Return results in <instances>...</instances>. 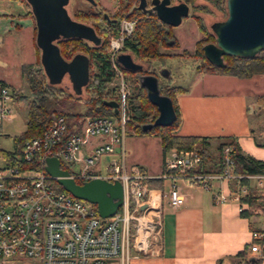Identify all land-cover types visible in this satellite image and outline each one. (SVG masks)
<instances>
[{"label":"built area","instance_id":"obj_1","mask_svg":"<svg viewBox=\"0 0 264 264\" xmlns=\"http://www.w3.org/2000/svg\"><path fill=\"white\" fill-rule=\"evenodd\" d=\"M119 28L118 38L111 43L112 60L120 86L125 87L116 58L135 31L136 19L125 17ZM126 100L123 88L117 122L111 117L88 118L71 132L65 117L60 116L41 135L27 139L11 162L1 156L0 264H131L134 258L158 255L163 241V211L154 188L147 185L153 178L169 182L165 196L172 208L184 201L178 180L204 189H210L214 182L224 185L214 194L216 203L235 202L241 215L253 218L244 260L264 264V173H235L230 146L223 149L221 172H195L202 161L195 148L170 149L164 157V170L157 177L139 165H128L124 146ZM16 107L13 90L0 83V135L3 122L17 117ZM95 138L98 143L87 150ZM47 157H57L61 166L72 169L70 177L82 183L95 178L119 180L124 188L119 211L103 218L96 205L57 188L56 179L45 169Z\"/></svg>","mask_w":264,"mask_h":264},{"label":"trees","instance_id":"obj_2","mask_svg":"<svg viewBox=\"0 0 264 264\" xmlns=\"http://www.w3.org/2000/svg\"><path fill=\"white\" fill-rule=\"evenodd\" d=\"M26 2V0H23ZM210 2L215 7L223 11L227 16L226 4L227 0H205ZM177 3L183 2L189 6H194L196 10H204L203 5H196V0H176ZM26 4L30 5L26 2ZM132 4V0H124L116 13L117 20L109 21L106 26H94L98 35L101 37V43L97 46L82 40V39H62L58 42L63 57L67 60L72 59L77 53L86 54L90 59V81L86 86L88 91H91V97L87 104V111L82 113L65 112L60 105V98L63 96V90L59 87L49 84L48 79L44 73V69L40 63V49L37 47V62L36 64H26L21 68V76L28 85L29 94L22 95L17 90L13 91V102L18 108L27 109V124L26 130L21 135L15 137V153L11 151L0 150V156L6 158L11 162V157L19 154L22 150L23 144L27 139L41 135L51 125L55 124L60 116H64L67 122L69 131L74 132L77 127H80L88 118L93 117H111L120 119L119 115H115L114 110L107 107L104 101L115 100L119 101L118 86L111 87L112 83L118 79V72L111 59L109 53L110 41L113 37L119 35V23L121 17ZM30 14H33L30 9ZM100 16V15H99ZM137 19V25L133 34L125 41L122 52L130 53L134 59L141 62H151L153 60H165L173 55L164 53L161 47H178L179 42L175 39L172 27L162 23L155 13L150 11L139 10L134 13ZM35 20V19H34ZM99 21L98 15L94 13L87 23L93 24ZM195 21L198 25V30L201 38L196 42L194 53L186 51L183 55L189 57H196L202 60V65L197 67L198 72L210 73L217 75H230L238 78H253L254 76H264V49H259L251 55L230 56L223 54L222 64L217 65L213 63L205 53V47L216 43V34L213 31L209 32L206 28L203 19L195 16ZM223 22L221 20L218 23ZM94 25V24H93ZM36 38V27L35 36ZM123 73L126 72L123 70ZM131 73V72H130ZM148 73L156 74L155 71ZM137 82L139 75H137ZM0 83L10 86L5 81ZM111 87V88H110ZM141 92L138 93L137 101L131 96L128 100L126 109V134L140 136L145 133L152 134L160 139L162 152L165 155L170 149H197L202 161L195 172L198 173H214L221 172L223 169V149L226 146L232 148V157L235 164V173L237 174H262L264 173V160H259L253 156L243 153L236 137H223L219 139L215 151L210 149L211 138L203 136H181L177 134L180 128L182 117L178 106L177 97L188 90L182 86L166 87L161 89V93L169 96L173 100L174 108L177 113V120L168 127H155L149 131L144 132L142 126L144 124L153 123L158 116V109L154 106L147 96L145 88L141 87ZM76 95V94H75ZM77 96V95H76ZM80 100V98L78 97ZM81 117H85L81 121ZM63 169L72 172L69 166L63 164ZM82 183L81 181H77ZM57 188L61 186L55 182ZM147 185L150 188H163L164 180L149 179ZM255 191L250 192V197L254 196ZM238 257L242 259L234 264H252L244 260V251L239 253Z\"/></svg>","mask_w":264,"mask_h":264},{"label":"crops","instance_id":"obj_3","mask_svg":"<svg viewBox=\"0 0 264 264\" xmlns=\"http://www.w3.org/2000/svg\"><path fill=\"white\" fill-rule=\"evenodd\" d=\"M5 1L7 0H3ZM8 1L16 3L20 11L0 12L1 30L11 32L23 29L22 17L23 14L27 16L24 3L21 0ZM26 21L29 28H32L28 16ZM205 74L218 79L208 81L207 87H194L203 82ZM195 76L190 78L194 85L186 86L188 91L177 97L182 117L177 134L210 137V142L213 137H236L243 153L264 160V147L255 146L256 133L264 137V129L255 130L257 124H252L249 118L250 106L241 87H235L236 81L229 79L230 75L196 72ZM214 83L222 87H210ZM136 137L143 138L142 135ZM152 138L160 143L158 137ZM97 143L98 139H92L86 149L90 150ZM126 161L128 165H139L151 176H159L164 170L161 143L155 169H151L147 160L127 149ZM177 184L184 199L183 204L177 208H172L165 196L169 182L164 181L163 188H154V194L160 200L163 211V241L160 253L134 258L131 264H234L241 261L238 255L251 241L253 219L241 215L235 202L216 203L214 194L220 187L224 189V185L220 183L214 182L210 189L185 180H178ZM225 191L229 193L226 189Z\"/></svg>","mask_w":264,"mask_h":264},{"label":"water","instance_id":"obj_4","mask_svg":"<svg viewBox=\"0 0 264 264\" xmlns=\"http://www.w3.org/2000/svg\"><path fill=\"white\" fill-rule=\"evenodd\" d=\"M95 4L94 0H88ZM36 24L35 42L40 49V63L49 84L60 86L67 76L76 95L83 94L90 81V59L86 54L77 53L72 59L63 57L58 41L61 39H82L97 46L101 37L94 27L73 20L67 10L69 0H26ZM153 10L159 20L171 27L179 26L190 14V6L172 0H153ZM227 18L213 26L216 43L205 47L207 57L221 65L223 54L230 56L251 55L264 49V0H227ZM145 0H141L140 9L145 11ZM120 67L131 73L142 72L144 67L136 62L130 53L121 52L116 58ZM170 79V72L163 69L159 73ZM141 87L147 91L150 102L157 107L158 116L153 123L144 124L142 130L155 127H168L177 120L173 100L161 93L159 77L153 74L139 76ZM119 113V103L115 100L104 101ZM46 171L57 183L78 199L96 205L99 215L108 218L117 213L123 204L124 188L119 180L114 182L95 178L78 183L63 169L57 157L46 158ZM145 208V206L143 207Z\"/></svg>","mask_w":264,"mask_h":264},{"label":"rangeland","instance_id":"obj_5","mask_svg":"<svg viewBox=\"0 0 264 264\" xmlns=\"http://www.w3.org/2000/svg\"><path fill=\"white\" fill-rule=\"evenodd\" d=\"M24 3V6L27 10V16L30 19V23L32 28H29L28 22L26 21L27 16L23 14L22 17V25L23 29L15 30L11 32H3L2 26H0V79L5 80L10 84L11 89L17 90L22 95H28L29 89L28 85L24 81L21 76V68L26 64H36L37 62V50L35 46V20L34 17L30 14L29 6ZM100 3L103 9L106 12L112 13L116 10V0H100ZM177 3L176 0H172V4ZM196 5H203L206 7L204 10H196L194 6H190V14L185 17L182 23L179 26L172 27V31L175 39L178 40L179 46L172 47H161V51L164 53H170L173 55H179L175 57H169L165 60H153L149 62H141L139 60L134 59L136 62L142 63L145 66L142 74H151L149 71H155L156 76L159 77L160 89L166 87L173 86H193L194 84L190 82V78L192 75L195 76L197 71V67L201 66L202 60L196 57H189L183 55L186 51L189 53H194L196 42L201 38V34L198 30V25L195 21V16H199L203 19V22L209 32L213 33V26L220 22L221 20H225L227 18L226 14L215 7L210 2L205 0H196ZM73 5L79 6L81 8H87V4H85L81 0H74ZM74 6H71V12ZM18 5L12 1L0 0V12H15L20 11ZM227 9V7H226ZM120 32V28H119ZM118 36H115L111 39L109 45V53L111 55L114 52V48L111 46L112 41H114ZM60 41V40H59ZM58 41V42H59ZM92 44V43H91ZM121 51V50H120ZM121 53V52H120ZM166 69L170 72V79H166L162 77L159 73ZM149 70V71H148ZM124 75L125 79V87L120 86L119 77L112 83L111 87L118 86L119 88V96L121 91L125 90L127 95V106L128 100L131 96L134 97V100L137 101V94L141 92L140 83L136 80L138 78L137 75L139 73H130L126 72ZM196 77V76H195ZM203 82L194 86V87H207L206 84L211 79L217 80L218 78H212L209 74H205L203 76ZM232 81H236L235 87H241L242 91L247 95L248 104L250 106L249 110V118L252 120V124L256 123L257 126L255 128L259 131L264 129V76L258 75L254 76V78L241 79L231 76ZM195 82V81H194ZM59 87L62 89L63 96L60 98L61 108L65 112H73L84 114L87 111V104L91 97V91H88L87 88H84L83 94L75 95L71 82L69 78L66 76L63 79L62 84ZM110 87V88H111ZM210 87H222V85L212 84ZM229 87V86H228ZM248 88L253 89L250 91ZM239 90V89H237ZM80 98V100L78 99ZM17 117L11 122H3V133L0 135V150L5 151H13L15 149V137L21 135L26 130L27 124V109L16 107ZM159 114V113H158ZM85 117H81L79 120L81 121ZM114 121H118V119L113 118ZM143 138H138L136 136H132V133H128L125 138V149H127L130 153L138 154L142 159L147 160L150 163L151 169H155V161L160 155V143L153 140L152 134L145 133L142 135ZM219 139L218 137L214 138L211 142V149L216 150ZM255 146L256 147H264V137L258 136L256 133L255 137ZM4 164L3 158L0 156V166ZM253 219V218H252ZM263 219L261 218V224L263 223Z\"/></svg>","mask_w":264,"mask_h":264},{"label":"flooded vegetation","instance_id":"obj_6","mask_svg":"<svg viewBox=\"0 0 264 264\" xmlns=\"http://www.w3.org/2000/svg\"><path fill=\"white\" fill-rule=\"evenodd\" d=\"M73 1L74 0H69V4L67 5L68 13H69L70 17L73 20L88 24V25H90L92 27H94L95 25L98 26V27H101V26H106L109 21L111 22V21H116L117 20L116 13L119 11V8H120V6H121V4H122V2L124 0H116V10L114 12H112V13L106 12L103 9V7H102V5L100 3V0H94L95 4H93L92 2H90L88 0H81L85 4H87V8H81L79 6H75V5H73ZM127 1H130V0H126V2ZM152 1L153 0H145V3H146L145 11H150L151 13H155L154 10H153ZM140 5H141V0H132V4L130 5V7L127 9V11L124 13V15L120 19L119 27H120V24H121L122 20L125 17L126 18L136 19V17H134V13L139 11V10H143V9H140ZM71 6H74L72 12H71ZM94 13H96L98 15L99 21L96 22V23H93L94 25L87 23V20ZM136 25H137V19H136ZM143 67L145 69L144 65H143ZM144 69H143V71H144ZM140 73L142 74V72H139V74Z\"/></svg>","mask_w":264,"mask_h":264}]
</instances>
